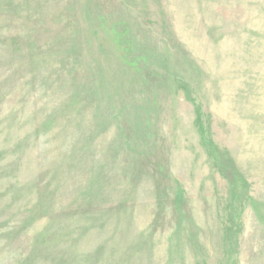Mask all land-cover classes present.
<instances>
[{
	"label": "rangeland",
	"instance_id": "1",
	"mask_svg": "<svg viewBox=\"0 0 264 264\" xmlns=\"http://www.w3.org/2000/svg\"><path fill=\"white\" fill-rule=\"evenodd\" d=\"M0 264H264V0H0Z\"/></svg>",
	"mask_w": 264,
	"mask_h": 264
},
{
	"label": "trees",
	"instance_id": "2",
	"mask_svg": "<svg viewBox=\"0 0 264 264\" xmlns=\"http://www.w3.org/2000/svg\"><path fill=\"white\" fill-rule=\"evenodd\" d=\"M230 171H231V173H234V170L232 168H230Z\"/></svg>",
	"mask_w": 264,
	"mask_h": 264
}]
</instances>
